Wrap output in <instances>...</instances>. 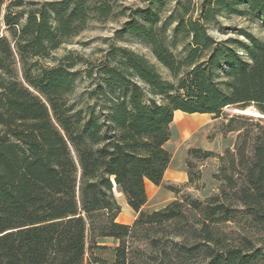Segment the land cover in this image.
Wrapping results in <instances>:
<instances>
[{
	"label": "trees",
	"instance_id": "16d2710c",
	"mask_svg": "<svg viewBox=\"0 0 264 264\" xmlns=\"http://www.w3.org/2000/svg\"><path fill=\"white\" fill-rule=\"evenodd\" d=\"M172 1L173 27L160 17L167 0H149L126 9L115 32L148 45L171 80L124 46L110 45L96 65L71 52L51 56L90 21L112 16L111 0H11L6 6L0 264H84L88 249L89 264H104L94 249L110 248L98 246L100 238L117 241L111 264L264 263V119L246 127L233 124L251 117L228 118L221 133H239L223 154L188 150L189 170L190 158L217 159L216 194L142 210L146 181L179 194L162 184L176 111L219 118L226 108L253 105L264 115V40L243 29L242 40L208 33L210 26L226 31L221 15L264 27V0ZM83 79L90 87L75 94ZM115 189L137 214L131 225L116 222Z\"/></svg>",
	"mask_w": 264,
	"mask_h": 264
},
{
	"label": "rangeland",
	"instance_id": "374dc122",
	"mask_svg": "<svg viewBox=\"0 0 264 264\" xmlns=\"http://www.w3.org/2000/svg\"><path fill=\"white\" fill-rule=\"evenodd\" d=\"M11 0H1L0 6V33L7 35L5 32V26L3 24V16L5 13L6 6ZM30 1H53V0H24L25 3ZM185 2V0H181ZM113 4L114 12L105 21L92 20L88 23V26L78 36L72 38L68 43L62 45L58 50L53 52L51 56L55 59H59L71 52L74 57H81L87 62L93 64L99 63L110 45L124 46L132 51L143 55L150 63L154 64L158 72L166 80H171L168 71L156 60L151 53L148 45L131 37L130 35H124L122 38H116L115 32L122 28L124 22L127 20L128 8H144L148 5L149 0H111ZM197 3V0H193V5ZM175 8V2L167 0L161 12V20L169 21L170 28L173 27V18H169ZM125 9V10H124ZM121 11L125 12V15H121ZM193 17L197 16V13L191 14ZM219 25L226 29L223 33L216 26L208 27V33L217 40H224L228 37L243 39L237 33L243 29L255 37L264 40V27L259 26L257 23H252L247 19L232 15V16H219ZM78 69H82L78 66ZM90 87L87 80L83 79L78 82V86L75 90V94H79L83 89ZM236 109L226 108L224 109L223 116L219 118H213L210 115L198 116L201 114H187L185 120L182 121L181 127L183 131H179L177 127H173L172 135L166 149L170 152L172 157V168L180 167L185 170L187 181L173 185L179 190V194H175L166 188L162 187L165 192V196L162 197L158 207H164L175 199H180L182 196H190L193 199L204 201L210 196L218 192L220 184L213 178L214 174L218 171V161L216 158H209L205 160L191 159V168L188 169L186 160L188 159L187 152L190 149H202L212 151L215 154H223L225 150L233 149L237 135L239 132H230L227 134L221 133V127L227 122L228 118L235 115L251 117V120L247 122L242 121L240 123H234L236 126L251 127V123L256 122L258 119H264V115L257 112L253 105L247 107L244 114H238L235 112ZM171 162V161H170ZM189 172L195 179L193 183L189 184ZM190 174V175H191ZM171 185V184H168ZM167 186V185H164ZM172 193L169 197L168 193ZM230 231V229H225ZM113 248L109 250H96L95 254L104 261V264H111L113 259ZM91 258L90 249L87 250L84 264H89ZM264 264V263H263Z\"/></svg>",
	"mask_w": 264,
	"mask_h": 264
},
{
	"label": "crops",
	"instance_id": "0c3cea01",
	"mask_svg": "<svg viewBox=\"0 0 264 264\" xmlns=\"http://www.w3.org/2000/svg\"><path fill=\"white\" fill-rule=\"evenodd\" d=\"M195 115V114H194ZM187 114L182 113L180 111H176L174 113V119L170 126L171 135L173 131V127H177L179 131H183L182 121L185 120ZM198 116H204V115H198ZM170 141V140H169ZM169 141L165 144V148ZM172 157L171 162L169 163V166L164 174L163 177V185H177L180 183H185L187 181L185 170L180 167L172 168ZM145 190L147 195V202L142 207L143 211L152 212L155 210H159L163 207H158L159 203L162 200V197L165 196V192L162 189V186H155L149 181L145 182ZM168 193L169 197L172 196V193ZM115 198L117 200V203L119 204L121 211L118 214L116 218V222L124 225H131L134 220L136 219L137 214L128 206L125 197L119 193L116 189L114 190ZM98 246H105V247H111L114 248L117 245V241L111 238H100L96 240Z\"/></svg>",
	"mask_w": 264,
	"mask_h": 264
},
{
	"label": "water",
	"instance_id": "95a60500",
	"mask_svg": "<svg viewBox=\"0 0 264 264\" xmlns=\"http://www.w3.org/2000/svg\"><path fill=\"white\" fill-rule=\"evenodd\" d=\"M241 111H244V110H237V109H236V111H235V112H236V113H238V114H244V113H243V112H241Z\"/></svg>",
	"mask_w": 264,
	"mask_h": 264
},
{
	"label": "bare ground",
	"instance_id": "6f19581e",
	"mask_svg": "<svg viewBox=\"0 0 264 264\" xmlns=\"http://www.w3.org/2000/svg\"><path fill=\"white\" fill-rule=\"evenodd\" d=\"M241 112L246 113V111H241Z\"/></svg>",
	"mask_w": 264,
	"mask_h": 264
}]
</instances>
